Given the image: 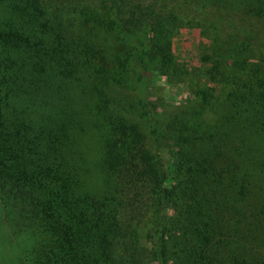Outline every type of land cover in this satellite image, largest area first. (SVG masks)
Segmentation results:
<instances>
[{"label":"trees","instance_id":"1","mask_svg":"<svg viewBox=\"0 0 264 264\" xmlns=\"http://www.w3.org/2000/svg\"><path fill=\"white\" fill-rule=\"evenodd\" d=\"M53 1L0 0V200L22 264H264V0ZM183 28L213 45L219 90L159 104L157 81L191 87Z\"/></svg>","mask_w":264,"mask_h":264},{"label":"rangeland","instance_id":"2","mask_svg":"<svg viewBox=\"0 0 264 264\" xmlns=\"http://www.w3.org/2000/svg\"><path fill=\"white\" fill-rule=\"evenodd\" d=\"M53 1V0H52ZM58 0H54L53 3L59 5ZM256 27L258 29L259 35L264 37V21H256ZM174 47L178 56V59L185 66L186 76L183 74L184 79L181 78L183 82L189 83L191 85L189 91L183 89L181 85L173 87L168 92L167 88L162 84V80H159L154 85V96L155 100L160 104L162 101H168L169 103H178L179 101H184L189 99L191 92L195 91L197 88H205L212 86L219 90L218 84L216 82H209V78L205 77L201 69V57L202 54H210L212 52V46L209 47V42L201 34L199 28L189 29L183 28L177 34ZM180 81V79H175ZM165 99V100H164ZM100 147L97 145H92V150L89 152L88 156L85 158V164L93 168V173L91 176V183L94 186L99 185V181L105 178V175L100 173L98 169L94 167L97 165V159L95 158L98 154ZM161 152V151H160ZM160 156H164L165 162L167 161L166 153L161 152ZM21 251L15 240L11 238V232L5 222L4 218V206L0 200V264H22L21 262Z\"/></svg>","mask_w":264,"mask_h":264}]
</instances>
